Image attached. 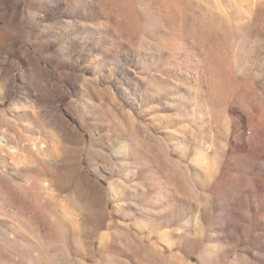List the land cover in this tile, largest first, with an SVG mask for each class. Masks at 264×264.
I'll use <instances>...</instances> for the list:
<instances>
[{
	"label": "rangeland",
	"instance_id": "obj_1",
	"mask_svg": "<svg viewBox=\"0 0 264 264\" xmlns=\"http://www.w3.org/2000/svg\"><path fill=\"white\" fill-rule=\"evenodd\" d=\"M0 264H264V0H0Z\"/></svg>",
	"mask_w": 264,
	"mask_h": 264
}]
</instances>
